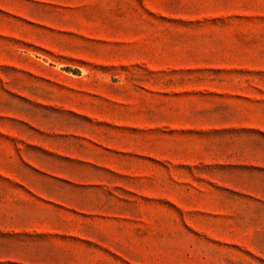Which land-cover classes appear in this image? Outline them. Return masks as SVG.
Returning a JSON list of instances; mask_svg holds the SVG:
<instances>
[{"label": "rangeland", "instance_id": "374dc122", "mask_svg": "<svg viewBox=\"0 0 264 264\" xmlns=\"http://www.w3.org/2000/svg\"><path fill=\"white\" fill-rule=\"evenodd\" d=\"M0 264H264V0H0Z\"/></svg>", "mask_w": 264, "mask_h": 264}]
</instances>
